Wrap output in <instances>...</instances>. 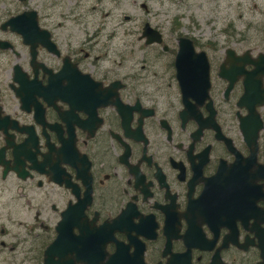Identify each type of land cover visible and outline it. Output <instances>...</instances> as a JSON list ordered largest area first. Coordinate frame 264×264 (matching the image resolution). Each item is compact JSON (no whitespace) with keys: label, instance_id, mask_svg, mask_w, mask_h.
Returning <instances> with one entry per match:
<instances>
[{"label":"flooded vegetation","instance_id":"obj_1","mask_svg":"<svg viewBox=\"0 0 264 264\" xmlns=\"http://www.w3.org/2000/svg\"><path fill=\"white\" fill-rule=\"evenodd\" d=\"M84 1L0 0V264H264L263 11L130 64Z\"/></svg>","mask_w":264,"mask_h":264},{"label":"rangeland","instance_id":"obj_2","mask_svg":"<svg viewBox=\"0 0 264 264\" xmlns=\"http://www.w3.org/2000/svg\"><path fill=\"white\" fill-rule=\"evenodd\" d=\"M84 2L89 4L91 0ZM118 8L126 11L129 51L133 49L135 54L132 56L129 52L132 64L142 62V42L137 38L146 20L165 29H171L178 22L182 33L192 32L196 37L201 35L221 42L227 25L233 23L239 31L244 23L260 20L264 0H124ZM117 43L123 44V41Z\"/></svg>","mask_w":264,"mask_h":264},{"label":"water","instance_id":"obj_3","mask_svg":"<svg viewBox=\"0 0 264 264\" xmlns=\"http://www.w3.org/2000/svg\"><path fill=\"white\" fill-rule=\"evenodd\" d=\"M157 40V39H156ZM183 42H188L189 43V41L188 40H182L181 41V43H183ZM181 52H182V49L180 50ZM179 51V52H180ZM181 52L178 54V56L176 57V63H177V65L179 64L178 62L180 61V59H181V57H180V55H181ZM183 53V52H182ZM204 85H206L205 87H206V89L208 88V85H207V82H206V80H205V82H204Z\"/></svg>","mask_w":264,"mask_h":264}]
</instances>
